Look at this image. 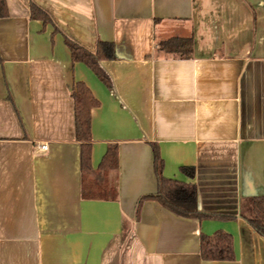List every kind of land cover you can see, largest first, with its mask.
Wrapping results in <instances>:
<instances>
[{"label": "crops", "instance_id": "crops-1", "mask_svg": "<svg viewBox=\"0 0 264 264\" xmlns=\"http://www.w3.org/2000/svg\"><path fill=\"white\" fill-rule=\"evenodd\" d=\"M5 3L0 264H264V238L240 216L264 197V0ZM65 38L90 53L113 45L98 62L108 84ZM175 38L191 40L189 56L162 49ZM78 84L98 103L87 140L76 136ZM153 147L164 178L195 185L199 211L234 218L138 206L157 189ZM108 149L117 161L105 171ZM216 231L231 235L233 260L202 258L201 236Z\"/></svg>", "mask_w": 264, "mask_h": 264}, {"label": "trees", "instance_id": "trees-1", "mask_svg": "<svg viewBox=\"0 0 264 264\" xmlns=\"http://www.w3.org/2000/svg\"><path fill=\"white\" fill-rule=\"evenodd\" d=\"M8 15L5 0H0V18ZM30 17L42 19L44 22H50L49 17L34 4H30ZM64 42L70 49L73 61L81 60L85 62L96 74V76L105 84H108L105 74L102 72L98 62L104 58H111L113 55V45L111 43L99 42L95 53H90L71 40L65 38ZM160 46L166 53H176L181 57H187L191 51L190 39H169L160 43ZM74 116L76 126V136L79 139L87 140L89 138V110L92 106L98 104L93 100L87 89L82 85H76V91L73 93ZM154 152V172L157 179V189L154 194L142 196L138 200V206L145 199H153L162 207L175 213L176 215L203 219H231L234 216L216 215L201 212L196 207V187L193 183L181 182L176 179L164 178L161 174L162 160L159 156L158 149L153 147ZM84 166L89 165V152L82 155ZM117 156L114 149H108L101 161V168L107 171L116 164ZM185 171L184 168H181ZM189 176L192 177L193 169H189ZM250 212L253 217L240 215L254 231L264 238V197L250 199ZM200 254L206 260H233L234 253L232 248L231 235L216 231L210 236H201Z\"/></svg>", "mask_w": 264, "mask_h": 264}, {"label": "rangeland", "instance_id": "rangeland-1", "mask_svg": "<svg viewBox=\"0 0 264 264\" xmlns=\"http://www.w3.org/2000/svg\"><path fill=\"white\" fill-rule=\"evenodd\" d=\"M250 208H251V204H250V202L249 203H246L244 206H243V213L245 214V215H247V216H252L253 217V214H251V212H250Z\"/></svg>", "mask_w": 264, "mask_h": 264}, {"label": "built area", "instance_id": "built-area-1", "mask_svg": "<svg viewBox=\"0 0 264 264\" xmlns=\"http://www.w3.org/2000/svg\"><path fill=\"white\" fill-rule=\"evenodd\" d=\"M47 144H45V143H42V144H40V145H38V149L39 150H42V151H44V150H47Z\"/></svg>", "mask_w": 264, "mask_h": 264}]
</instances>
